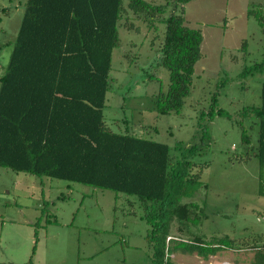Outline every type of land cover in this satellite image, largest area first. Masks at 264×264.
I'll return each mask as SVG.
<instances>
[{"label": "rangeland", "instance_id": "obj_1", "mask_svg": "<svg viewBox=\"0 0 264 264\" xmlns=\"http://www.w3.org/2000/svg\"><path fill=\"white\" fill-rule=\"evenodd\" d=\"M156 6L167 0H145ZM26 0H0V78L9 64ZM114 50L105 119L112 131L167 144L175 161L188 158L202 171L194 198L203 220L194 238L228 239L246 246L207 260L197 253L170 255L173 264H252L253 244H264V168L255 154L259 127L247 111L261 104L264 71L240 76L264 61V0H195L186 25L203 32L202 59L192 93L179 113L161 115L155 100L170 85L160 65L165 19L144 21L125 0ZM247 43L243 50L242 43ZM224 116L210 114L214 101ZM252 138L243 144V134ZM134 197L0 167V264H149L148 224ZM173 225L171 237L179 235Z\"/></svg>", "mask_w": 264, "mask_h": 264}, {"label": "trees", "instance_id": "obj_2", "mask_svg": "<svg viewBox=\"0 0 264 264\" xmlns=\"http://www.w3.org/2000/svg\"><path fill=\"white\" fill-rule=\"evenodd\" d=\"M145 22L173 11L160 65L170 72L166 93L155 100L161 115L179 113L192 93L195 68L202 59L203 32L186 25L185 5L167 0L156 6L126 0ZM125 0H26L23 20L9 64L0 78V167L134 197L150 227L149 264H173L170 255L193 254L207 260L224 250L246 246L224 239L194 238L191 227L203 221L194 198L201 192L202 171L188 158L174 159L164 143L116 133L105 119L114 50L120 46L119 23ZM260 14V13H259ZM254 9L264 29V18ZM247 50V43H242ZM264 71V61L240 76ZM259 127L256 158L264 168V84L261 104L247 111ZM224 116L215 99L211 113ZM251 146L252 138L242 136ZM179 226L180 236L171 237ZM252 264H264V244H253ZM29 264H33L32 260Z\"/></svg>", "mask_w": 264, "mask_h": 264}, {"label": "built area", "instance_id": "obj_3", "mask_svg": "<svg viewBox=\"0 0 264 264\" xmlns=\"http://www.w3.org/2000/svg\"><path fill=\"white\" fill-rule=\"evenodd\" d=\"M258 221H264V216L259 217V218H258ZM170 239H172V237H169L168 240H170Z\"/></svg>", "mask_w": 264, "mask_h": 264}]
</instances>
